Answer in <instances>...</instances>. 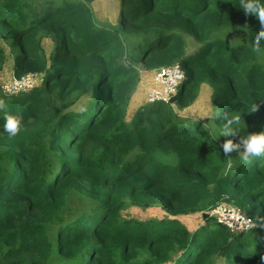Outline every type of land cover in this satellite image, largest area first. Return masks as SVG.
Returning a JSON list of instances; mask_svg holds the SVG:
<instances>
[{
    "label": "trees",
    "instance_id": "16d2710c",
    "mask_svg": "<svg viewBox=\"0 0 264 264\" xmlns=\"http://www.w3.org/2000/svg\"><path fill=\"white\" fill-rule=\"evenodd\" d=\"M109 1L0 0L14 77L43 74L15 95L0 83L5 111L23 117L9 138L0 111V264H264V157L245 163L220 147L264 131L261 24L240 0ZM6 56L0 46V71ZM176 62V101L129 119L141 72ZM205 85L210 121L183 112ZM234 116L237 135H220ZM75 194L89 203L68 213ZM221 202L253 228L236 234L203 216ZM128 206L166 215L138 219ZM197 212L204 224L190 230L180 217Z\"/></svg>",
    "mask_w": 264,
    "mask_h": 264
},
{
    "label": "rangeland",
    "instance_id": "374dc122",
    "mask_svg": "<svg viewBox=\"0 0 264 264\" xmlns=\"http://www.w3.org/2000/svg\"><path fill=\"white\" fill-rule=\"evenodd\" d=\"M109 4H110L109 0H96V5L94 7L102 8L104 7V5H109ZM108 14H109L108 12H105V16H107ZM0 46L5 50L6 55H7L6 62L4 66L2 67V70L0 71V83H1V86H4L5 84L9 83L14 77L13 69H14L15 54L10 45V39L4 40L0 38ZM42 46L46 54L50 55L52 50L54 49L55 42L50 37H44L42 39ZM150 72L152 74V81H153V74L155 71L154 72L150 71ZM39 83H40V80H39ZM152 86L153 84L148 85L147 88L144 87L146 89L145 96L138 95V96H135L134 99L132 98V101L130 102L131 104L128 110L129 119L132 118L133 114L135 113L138 107L146 104L147 95ZM210 96H211V90L208 87V85L203 86L198 98L195 99L194 103L189 108L183 111L184 114L187 116L197 117L198 119L202 121H210V119L212 118V114H213V106L211 103ZM217 114H218V106L215 107L214 116H216ZM86 202L89 203L87 199L82 197L80 194H75L71 199L70 208L68 210V213L74 212L75 209H78L81 206L85 205ZM125 214L127 216H132L138 219L162 218L163 216L166 215L165 212L159 207H149L146 209H141L135 206H128L127 209H125ZM180 219L190 230H194L204 224L202 215L201 213H198V212L183 215L180 217ZM218 264H223V262L219 261Z\"/></svg>",
    "mask_w": 264,
    "mask_h": 264
},
{
    "label": "built area",
    "instance_id": "2783aa9c",
    "mask_svg": "<svg viewBox=\"0 0 264 264\" xmlns=\"http://www.w3.org/2000/svg\"><path fill=\"white\" fill-rule=\"evenodd\" d=\"M183 79L184 71L178 62L156 70L153 75V86L147 95V103H169L170 98L176 96L179 91ZM39 80L41 83L43 74L28 73L21 77H13L9 83L1 87L4 93L15 95L38 86ZM208 214L236 234L247 232L254 226L252 218L233 204L218 203L208 211Z\"/></svg>",
    "mask_w": 264,
    "mask_h": 264
},
{
    "label": "clouds",
    "instance_id": "9594fccd",
    "mask_svg": "<svg viewBox=\"0 0 264 264\" xmlns=\"http://www.w3.org/2000/svg\"><path fill=\"white\" fill-rule=\"evenodd\" d=\"M240 7L244 10L245 15H254L262 26V29L256 33L252 42L253 51L258 52L261 49L260 41L264 39V4H261L260 0H240ZM7 107L6 100L0 98V111L5 112L3 130L8 134L9 138H12L16 137L22 131L23 117L9 114L5 111ZM259 107L258 104H254L251 107V111H258ZM240 120V116L227 119L220 135L225 137L236 136L237 131L233 125H239ZM220 147L225 157H230L233 152H237L239 153L240 159L245 163L249 162L253 157H264V131L248 133L235 142L232 139H227ZM262 261H264V257H262Z\"/></svg>",
    "mask_w": 264,
    "mask_h": 264
},
{
    "label": "crops",
    "instance_id": "0c3cea01",
    "mask_svg": "<svg viewBox=\"0 0 264 264\" xmlns=\"http://www.w3.org/2000/svg\"><path fill=\"white\" fill-rule=\"evenodd\" d=\"M153 71V70H151ZM154 72V71H153ZM154 75V74H153ZM153 84V81H152V74L150 71L148 70H145L141 73V79H140V82L137 86V89L135 91V94L133 95V99L135 96H138V95H143L145 96L146 94V89L144 87L147 88L148 85H152ZM132 101V100H131ZM131 104V103H130ZM130 107V105H129ZM129 110V108H128Z\"/></svg>",
    "mask_w": 264,
    "mask_h": 264
},
{
    "label": "water",
    "instance_id": "95a60500",
    "mask_svg": "<svg viewBox=\"0 0 264 264\" xmlns=\"http://www.w3.org/2000/svg\"><path fill=\"white\" fill-rule=\"evenodd\" d=\"M175 101H176V96H173V97L170 98V101H169V102H170V103H174ZM203 216H204V217H208L209 214L205 212Z\"/></svg>",
    "mask_w": 264,
    "mask_h": 264
}]
</instances>
